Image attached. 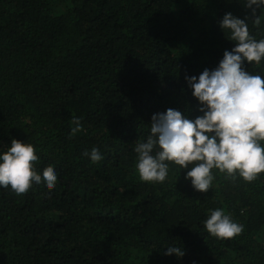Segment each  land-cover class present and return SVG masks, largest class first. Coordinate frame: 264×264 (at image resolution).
<instances>
[{
	"label": "trees",
	"instance_id": "obj_1",
	"mask_svg": "<svg viewBox=\"0 0 264 264\" xmlns=\"http://www.w3.org/2000/svg\"><path fill=\"white\" fill-rule=\"evenodd\" d=\"M227 12L264 39V8L257 25L244 0H0V151L30 143L37 172L58 175L53 190L0 188V264H264V173L213 169L199 192L175 164L163 183L135 167L154 113L202 115L185 76L235 46L218 26ZM243 67L264 76V61ZM73 116L83 130L70 136ZM93 147L98 163L83 155ZM215 209L243 231L210 235Z\"/></svg>",
	"mask_w": 264,
	"mask_h": 264
},
{
	"label": "clouds",
	"instance_id": "obj_2",
	"mask_svg": "<svg viewBox=\"0 0 264 264\" xmlns=\"http://www.w3.org/2000/svg\"><path fill=\"white\" fill-rule=\"evenodd\" d=\"M244 6L259 25L256 12L264 8V0H244ZM248 19L225 13L218 26L235 46L223 52L214 69L185 76L202 115L190 119L168 108L151 116L150 134L134 148L135 167L142 181L165 182L170 164H175L186 169L185 179H190L194 190L206 192L214 179L213 169L247 182L264 173V76L253 75L243 67L245 62L259 65L264 61V39L250 35ZM71 123L70 136L83 130L79 117L73 116ZM83 155L93 163L103 159L96 147ZM38 159L32 144L12 139L10 146L0 151V188H10L17 195L40 184L53 190L57 172L49 166L38 173ZM204 226L220 239L233 238L243 231V225L234 222L223 209L211 210ZM164 254L181 257L184 252L168 247Z\"/></svg>",
	"mask_w": 264,
	"mask_h": 264
}]
</instances>
